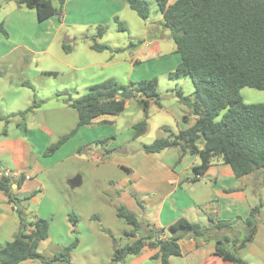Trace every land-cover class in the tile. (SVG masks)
Instances as JSON below:
<instances>
[{
	"label": "crops",
	"instance_id": "obj_1",
	"mask_svg": "<svg viewBox=\"0 0 264 264\" xmlns=\"http://www.w3.org/2000/svg\"><path fill=\"white\" fill-rule=\"evenodd\" d=\"M127 9L122 0H63L59 16L38 22L51 23L55 31L51 39L37 42L42 47L39 50L19 43V39L11 41V35L15 33L12 32L14 25H20L22 31L24 29L21 14L14 15L12 11L2 22L8 37L6 39L0 33V117L13 118L9 123L0 121L4 123L0 132L6 131L5 135H0V167L30 177L22 181L20 188L12 186L14 196L22 198L37 192L22 205L29 217L49 222L48 237L38 248L41 256L49 258L77 240L70 264H110L114 247L133 241L123 237L125 232L130 231V226L117 216L119 207L133 214L142 224L138 237L148 233L150 226L166 229L182 218L207 227L211 218L213 221L234 222L230 230L216 232V239L225 236L230 240L239 239L244 228L241 221L236 219L246 218L255 199L263 197L264 171H256L250 177L238 179L228 165L216 161L201 178L196 179L194 168L199 166L200 160L189 149L182 151L180 147H173L157 154H146L142 146L147 142L141 139L148 134L149 124L144 135L134 137L133 126L143 119V112L134 98L126 101L125 110L130 104H136L140 110L128 126L122 124L119 116L110 119L98 117L91 125L79 127L57 150L45 155L51 145L76 128L77 113L75 110L72 112L70 107L73 100L87 92L90 86L106 79H114L121 85L143 79L141 74L135 77L138 70L136 65L140 62L172 61L159 76L154 72H148L146 76L150 79H167L162 90L157 79L158 105L151 103L148 109V121L155 117L159 119L157 129L161 131L151 141L166 137L162 132L164 127L177 134L195 124L196 117L176 96L177 92H181L184 97H193L192 82L186 77H168L176 69L173 67L179 65L180 56L169 31L163 27L160 13L156 19H150L149 16L143 20L139 35L134 37L136 42L131 41L124 48L108 44L105 37L108 30L113 28L120 32L114 17L124 26L123 32L127 31L125 20L121 19V15L133 19ZM55 18L59 20L57 24ZM112 20L113 25L109 26ZM100 25L107 28L95 42L107 45L110 51H94V41H88L87 36V39L80 40L84 30ZM65 27L74 31L73 40L67 39L73 44L69 53L63 50V43L57 38ZM48 28L51 30L50 26ZM18 50L24 51L20 55H13ZM125 52H128L127 57L122 56ZM13 61L22 63L20 69L33 64V78L16 76ZM61 75L69 77L67 84H54L52 96H36L34 81L37 77L58 79ZM120 79H126L127 84ZM24 90H31L32 95L25 94ZM67 94L70 100L66 99ZM34 101L40 102L34 110H41L51 104V111L58 112L54 125L46 119L36 124L29 121L25 116L31 114L34 118V110L23 118L17 116ZM185 116L187 121L183 120ZM102 122L109 123L102 125ZM90 161L96 166H90ZM246 178H250L248 182L255 181V185L262 187L260 192L254 191V201L245 192L248 183ZM86 186L97 192L94 200L98 203V210H88L83 214L86 206L93 203L89 188V196L81 195ZM109 189L114 197L112 200L102 197ZM108 207L111 208L108 212V217L112 218L110 222L104 213ZM114 223L119 228L112 226ZM18 229L19 220L14 208L0 192V247L11 242ZM178 248L180 255L170 257V264H232L215 255L214 241L184 238L178 242ZM241 253L245 264H264L263 218L258 223L252 242ZM157 254L156 248L146 245L138 255L126 257L122 264H160V260L155 258ZM20 264L38 262L25 261Z\"/></svg>",
	"mask_w": 264,
	"mask_h": 264
},
{
	"label": "trees",
	"instance_id": "obj_2",
	"mask_svg": "<svg viewBox=\"0 0 264 264\" xmlns=\"http://www.w3.org/2000/svg\"><path fill=\"white\" fill-rule=\"evenodd\" d=\"M6 1L34 10L38 22L59 16L63 4V0H60V7L57 9L49 0ZM122 1L140 19L149 18V6L144 0ZM154 2L162 16L163 27L170 32L180 56L179 65L168 77H186L192 82L193 97H184L181 92H177L176 96L189 108L196 121L191 128L177 134L166 127L162 128L166 137L143 145L142 150L146 154H157L173 147H180L182 151L189 149L200 160L199 166L194 168L196 179L201 178L216 161L228 165L238 179L256 171H264V104H245L240 95L244 88L264 91V0ZM113 20L120 32L125 31L117 17ZM105 30V26H99L97 33L91 37L94 41L92 49L96 52L110 51L107 45L95 42ZM0 33L8 37L2 23ZM63 50L69 53L72 49L63 44ZM123 91L134 94L133 98L143 112V119L133 126L134 137L144 135L147 131L149 106L151 103L158 105L157 80L153 78L121 85L114 79H107L90 86L84 95L70 103V107L77 113V126L70 134L51 145L45 155L57 150L79 127L91 125L98 117L122 114L126 101L119 95ZM39 104L40 102L34 101L17 116L23 118ZM218 117L219 120H216ZM12 118L0 117V121L9 123ZM183 120L187 121V116ZM5 134L6 131L0 133ZM23 180L24 176L17 180L0 179V192L13 206L19 220V229L13 240L0 247V264H20L25 261L70 264L77 240L49 258L39 254L40 243L48 237L49 222L29 217L22 205L37 192L22 198L12 194V186L20 188ZM262 208L263 204L260 202L250 210L246 218L236 219L241 221L244 228L241 238L230 240L225 236L218 240L214 237L216 232L230 230L233 222L213 221L210 218L209 226L204 227L182 218L166 229L150 226L148 233L138 237L142 224L133 214L119 207L117 216L130 226V231L125 232L123 237L133 241L124 246H115L110 264H122L126 257L138 255L146 245L158 250L155 258L160 260V264H170V257L180 255L178 242L184 238L214 241L215 255L222 261L245 264L237 251L252 242ZM230 243L233 244L231 250L228 249Z\"/></svg>",
	"mask_w": 264,
	"mask_h": 264
},
{
	"label": "rangeland",
	"instance_id": "obj_3",
	"mask_svg": "<svg viewBox=\"0 0 264 264\" xmlns=\"http://www.w3.org/2000/svg\"><path fill=\"white\" fill-rule=\"evenodd\" d=\"M49 1L51 2V4L55 8L58 9L60 7V0H49ZM144 1L149 6L150 19H156L158 17V12H157V7H156V4H155L154 0H152V1L144 0ZM12 11L15 12L14 15L21 14V18L24 20V29H23L24 33L21 30V26L20 25H18V27L16 25H14L15 29L12 32H15V33H13L11 35V41L16 42L19 39L20 40L19 43L23 42L24 44L29 45V48H32L34 50H39L42 47L37 45V42H43L44 39H46V38L47 39H51L54 36V32L55 31H54L53 27H51V23L50 24L38 23V21L36 19L35 12L33 10H29V9H27L25 7H19V6L15 5L14 2H8L6 0H0V23H2L6 17L10 16ZM127 13H129L133 17V19H126V18H123V16L121 15V19L125 20V24H126V27H127V31L126 32H117L116 30L111 28L105 34L106 40L108 41L109 45L117 46L119 48H124V47H127L129 45V42H131V41L132 42H136L134 37L139 35L140 28H142V25H143L144 22L133 11H131L129 8L127 9ZM58 22H59V20H57V18H55V23L57 24ZM110 25H113V20H112V22L110 21L109 26ZM49 26H50L51 30H49V28H48ZM100 26H105V25H100ZM97 28H98V26L97 27H93L92 29H87L86 31L84 30L83 31L84 32V36L81 35L82 37H81L80 40H85V37L87 36V38H88L87 40L91 41V37L96 34ZM21 33L23 34V39H21V36H22ZM73 33H74V31L72 30V28L65 27V28H63L62 32L57 36V38H58L59 41H61V43L65 44L67 46H71V49H72L73 48V44L68 42L67 39L70 38L71 40H73ZM168 33H170V32H168ZM39 36H40V38H38ZM5 38L7 39V37H5ZM33 42H35V43H33ZM91 42H93V41H91ZM22 51H24V50H18L17 52L13 53V55H16V56L20 55V54H22ZM122 56L123 57H127L128 56V52L123 53ZM13 62H14V70L16 71V73H15L16 76L21 75V76H24L26 78H33V74H32V72L34 71V68H32L33 64H28L27 68L20 69L19 67H20V64L22 65V63L19 64V63L15 62V61H13ZM171 62L172 61H169V60H166V59L163 62H157L156 61V62H150V63H145V64H140V63H142V62H140L138 65H136L137 66L136 68H138V70L135 73V77L137 78V75L141 74V76H143L142 77L143 79H138V81L148 80V79H150V78H146L148 72H151V73L154 72V74L156 76H159V74H161L162 72H164L165 70H167L169 68V64ZM174 68H176V67H173V69ZM68 79H69V77H67L66 75H64V76L61 75L58 79H56L54 77H52L50 79H46V78H42V77L38 78L37 77V79L34 81V86H35V90H36V93H37L36 96H40V97L47 96V95L52 96L53 93H54L53 85L56 84V83H60V82H64V83L67 84ZM151 79H153V78H151ZM120 80H122L124 82V84H127L126 79H120ZM138 81H136V82H138ZM166 81H167V79L162 78V77H160L158 79V84H159L160 90L165 88ZM190 84L191 83L189 82V85ZM191 87H192V89L194 91V88H193L192 84H191ZM24 91H25L24 92L25 94L32 95V91L31 90H29V91L28 90H24ZM240 95H241L242 100H243V102L245 104H264V91H258V90H254V89H250V88H244V89H242L240 91ZM68 98H69V94H67L66 99H68ZM36 100L38 101V99H36ZM22 106L23 105L21 104L20 108H22ZM139 110H140V108L136 104H130L128 110L127 111L125 110V112H123L121 115H119V120L123 121L122 124L128 126V124H130L132 122V120H134L137 117V112ZM71 111L73 112L74 110H71ZM140 111H142V110H140ZM34 113H35L34 114L35 116H33L34 118H32L31 114H27L25 117L27 119H29V121H31L34 124H36L38 121L46 119L49 122H51L52 125L55 124V123H53V121H55L54 119H56V115L58 114V112L56 110L51 111V104H49L45 108H42L41 110H38V109L34 110ZM112 117L113 116H102L100 118L110 119ZM219 118L220 117H218L216 120H219ZM67 119H68V117H67ZM147 123L149 124L148 134L143 136L141 140L143 142H147V144H150L151 142H153V141H151L152 138H156V137H158L161 134V131H159L160 129H157V126H158V124L160 122H159V119H157L155 117V118H152L151 120L147 121ZM3 125H4V123H0V129L3 127ZM93 125H95V124H93ZM102 125H106V123H102ZM8 127L11 128L10 125ZM8 127H7V129H8ZM90 162H91L90 166H94V167L96 166L95 164H93L92 161H90ZM251 175H253V173ZM86 176L88 178L89 177V173ZM247 176L250 177V174L247 175ZM246 179H247L246 182H248V180L250 178H246ZM254 183H255V181H254ZM254 183L252 181H251V183L248 182L247 185H246V188H245V192H246L247 196L252 198L253 201H254V198H255V192L254 191H259L260 192V189H262L261 186H257ZM88 188H89L88 186L83 188L82 193H81L82 197L89 196ZM89 189L91 191L90 192L91 201L93 203H95V204L92 203L91 206H86V209L83 211V214H86V212L88 210L89 211L90 210L91 211H97L98 210L97 209L98 208L97 207L98 203H97V201L94 200V195L97 192L95 190H91V188H89ZM111 193H112V191H111V189H109L108 192L106 193V195L105 196L102 195V197L106 198V199L110 198L112 200L114 197L111 195ZM261 199H262V201H261ZM260 202L263 204V208H262V211H261L260 215L258 216V221L259 222H260L261 218L264 219V193H263V197L262 198L255 199V204L251 208L259 205ZM110 211H111L110 207H108V209H106V208L104 209V213L106 214L107 217H108V214H109L108 212H110ZM107 220H108V222H110L112 220V218L109 216L107 218ZM115 225H116V223H114L112 226H115ZM122 225L124 226L125 224L122 223ZM116 226H117V228H119L118 224ZM233 228H235V227L233 226ZM232 245L233 244H231V243L228 245V249L229 250L232 249ZM243 250H244V248H242V249L237 251V255L240 258L242 257L241 251H243Z\"/></svg>",
	"mask_w": 264,
	"mask_h": 264
},
{
	"label": "built area",
	"instance_id": "obj_4",
	"mask_svg": "<svg viewBox=\"0 0 264 264\" xmlns=\"http://www.w3.org/2000/svg\"><path fill=\"white\" fill-rule=\"evenodd\" d=\"M94 160L98 161L99 158H94ZM22 175H20L19 173H15L12 172L6 168H0V179L2 178H6V179H13V180H17L21 177ZM24 178L27 180L29 179L28 176H24Z\"/></svg>",
	"mask_w": 264,
	"mask_h": 264
},
{
	"label": "water",
	"instance_id": "obj_5",
	"mask_svg": "<svg viewBox=\"0 0 264 264\" xmlns=\"http://www.w3.org/2000/svg\"><path fill=\"white\" fill-rule=\"evenodd\" d=\"M119 97L122 99V100H130L134 97V94L132 92H126V91H123L120 93ZM69 100H70V97H69Z\"/></svg>",
	"mask_w": 264,
	"mask_h": 264
}]
</instances>
